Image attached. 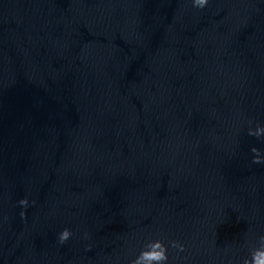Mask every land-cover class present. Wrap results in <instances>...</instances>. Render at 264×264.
<instances>
[{
    "label": "water",
    "instance_id": "95a60500",
    "mask_svg": "<svg viewBox=\"0 0 264 264\" xmlns=\"http://www.w3.org/2000/svg\"><path fill=\"white\" fill-rule=\"evenodd\" d=\"M258 126L264 0H0V264L250 262Z\"/></svg>",
    "mask_w": 264,
    "mask_h": 264
},
{
    "label": "clouds",
    "instance_id": "9594fccd",
    "mask_svg": "<svg viewBox=\"0 0 264 264\" xmlns=\"http://www.w3.org/2000/svg\"><path fill=\"white\" fill-rule=\"evenodd\" d=\"M194 4L199 7H203L206 5L207 0H193ZM264 132V128L258 126L253 132V130L249 129L250 135L260 136V134ZM253 153H258L259 150L255 147L251 149ZM260 156L254 155L253 156V162L259 163L260 162ZM19 203L23 206H26L28 201L26 198H22ZM24 213L21 212V216H23ZM71 235L70 230L65 228L59 233V241L63 243L66 241L69 236ZM260 241H264V235L260 237ZM151 246L145 247L141 250L140 254L131 262V264H163V262L167 261L168 257L166 254V248L165 245L160 240H154L150 241ZM172 245L174 247L177 246V242L173 241ZM179 247L182 249L183 245H179ZM258 253V254H257ZM251 261L249 262L247 259L244 261V264H264V251H261L259 249L256 250V252H253L251 254Z\"/></svg>",
    "mask_w": 264,
    "mask_h": 264
}]
</instances>
